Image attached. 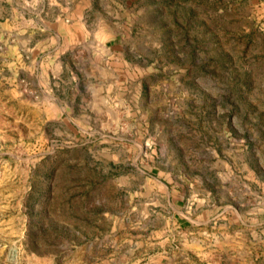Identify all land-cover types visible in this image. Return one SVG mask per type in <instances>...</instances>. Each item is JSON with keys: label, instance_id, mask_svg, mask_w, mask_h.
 <instances>
[{"label": "rangeland", "instance_id": "374dc122", "mask_svg": "<svg viewBox=\"0 0 264 264\" xmlns=\"http://www.w3.org/2000/svg\"><path fill=\"white\" fill-rule=\"evenodd\" d=\"M0 264H264V0H0Z\"/></svg>", "mask_w": 264, "mask_h": 264}]
</instances>
